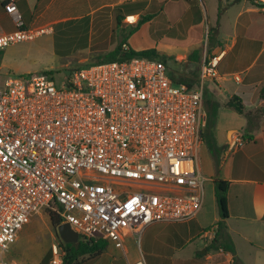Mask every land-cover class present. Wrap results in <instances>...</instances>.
Returning <instances> with one entry per match:
<instances>
[{
	"label": "built area",
	"instance_id": "2783aa9c",
	"mask_svg": "<svg viewBox=\"0 0 264 264\" xmlns=\"http://www.w3.org/2000/svg\"><path fill=\"white\" fill-rule=\"evenodd\" d=\"M4 9L16 27L0 30V48L52 31L25 27L12 0ZM219 58L202 57L194 87L143 55L95 61L60 85L45 72L0 79V264L42 210L79 239L104 238L119 248L126 232L139 239L154 223L195 218L204 202V83L218 77ZM244 141L243 133H229L232 149ZM52 252L50 264H62L60 248Z\"/></svg>",
	"mask_w": 264,
	"mask_h": 264
},
{
	"label": "crops",
	"instance_id": "0c3cea01",
	"mask_svg": "<svg viewBox=\"0 0 264 264\" xmlns=\"http://www.w3.org/2000/svg\"><path fill=\"white\" fill-rule=\"evenodd\" d=\"M12 1L18 8L24 26H34L39 22L40 25L52 24L58 26L63 34L83 38L84 44H89L95 55L81 59L82 61L104 58L112 50L109 45L113 42L115 28L121 30L116 36L118 44L125 37L126 30L136 21L135 18L149 12L152 13L151 18L126 39L129 47L131 38L146 24L150 25V36L161 33L158 38L154 37V48L175 60L186 61L188 55L198 49L201 43V39H189V32H194V29L200 31L202 25L198 18V0ZM140 1H145L143 8L138 7ZM5 2L6 0H0V30L8 32L15 29L16 25L4 9ZM123 3H129L134 9L124 12L119 9ZM235 4L239 6L232 9ZM261 4H264V0H227V3L220 0L215 8L216 13H220L219 19L216 17V25H205L208 29L215 28L210 54L219 55L220 58L217 64L218 77L213 82L221 89L219 92L223 98L217 100L219 106L212 129L216 153L212 150L213 146L208 147V138L202 142L203 151L212 163V168L205 173L199 164V172L205 182H211L214 197V178L229 181L226 194L228 216L224 219V224L238 260L234 261L232 253L221 248L206 249L212 236L205 228L212 226L214 231L220 215L218 212L212 221H207L201 214L202 208L189 221L177 224L154 223L145 228L140 237L139 252L134 257L127 258L125 264H131L140 258L146 264H264V5ZM159 12L172 16L169 27L151 26L152 19ZM180 12L187 24L185 29L181 23L182 17H178ZM119 16L122 17L117 23ZM125 17L129 22L128 19H132V23L125 22ZM165 33L173 37H168ZM236 74L240 75V81L235 80ZM228 75L230 76L227 77ZM227 78H232L235 82L232 89L224 87L223 82ZM235 93L243 97L246 111L251 113V117L247 120L244 115L237 113L241 117L238 129L231 128L223 134L219 128L221 113L227 114L226 110L230 108L225 107L224 103ZM232 131L247 136L241 146L233 149L229 143V133ZM23 227L18 232L17 239L24 237V233L29 231L26 226ZM183 237L186 241H183ZM197 237L202 239L200 244L191 245ZM16 240L5 252L7 264H30L21 260L20 251L18 252L21 246ZM134 241L135 237L126 232L123 234V248L116 247L113 242L111 246L109 242L105 250L109 247L118 251V254L121 251L128 255L129 245ZM143 246L147 257L142 251ZM54 248L53 244L51 251ZM104 251L96 259H87L81 264H123L121 260H117L121 254L119 258L113 255L109 261L99 260ZM41 259L36 264H41Z\"/></svg>",
	"mask_w": 264,
	"mask_h": 264
},
{
	"label": "rangeland",
	"instance_id": "374dc122",
	"mask_svg": "<svg viewBox=\"0 0 264 264\" xmlns=\"http://www.w3.org/2000/svg\"><path fill=\"white\" fill-rule=\"evenodd\" d=\"M218 1L220 3V0H198V3H200L198 8L199 10L198 18L201 20L202 25L200 31L194 29L193 30L194 32L191 33L189 32V39L191 38L192 39L194 38L195 40L201 39V43L198 46L201 57L212 56L210 54V46L213 41L211 39H208V27L205 25L206 24H211L213 26L216 25V17H218L217 19H219L220 17L219 11L217 14L215 10V8L218 7ZM223 3H227V0H223ZM238 6L236 5L232 9L237 8ZM181 13L182 12L178 14V17L179 16L182 17L181 23H183V29H185L187 24L185 22V18ZM171 17L172 16H170L169 13L167 15H164L162 12H159L152 19L153 21L151 26L154 28L157 27L158 25L169 27L171 24L170 23V19H172ZM128 20H130V22L132 23L131 21L132 19L129 18ZM135 20L137 19L135 18ZM125 22H128L126 20V17H125ZM135 22L136 21H134L132 24H135ZM37 25L44 27L50 26L52 28V31L50 30L41 33L35 38L30 40L21 41L0 48V79H2L7 75L25 76L34 73L45 72L53 77L56 85H60L64 77L70 74L72 70L85 66L87 64H91L95 61H107L103 57H101V59L99 60L82 61L81 59L90 58L95 55L94 52L90 50L89 44H84L85 41H83L84 40L83 38L72 36V34L71 35L63 34L58 26L52 24L40 25L39 22V24H35L34 26L28 25L25 27H36ZM149 26L150 25L146 24L144 27L140 29V31L135 36L131 38L130 41L131 47H133L134 49L154 47L153 46L154 41L156 38H158L161 35V33L155 35L154 37L156 38L154 39L152 35L151 36L149 35V28H150ZM120 31H121L120 28L119 29L115 28L113 42L111 45H109L110 49H113L116 46L117 44L116 36L118 33H120ZM165 35L171 38L173 37L166 33ZM167 53L169 52L167 51ZM166 63L168 64V67L170 68L171 71H175L178 76H182L184 78L196 79V77H198L200 72V62L194 63V62H190L189 60L179 61L173 58H168L166 59ZM229 76L230 75H228L227 77ZM234 83L235 82L232 78L231 79L227 78V81L225 83L223 82L224 87H227V89H232L234 87ZM219 90L221 89L218 88V86L216 85V83L213 82V80L205 81L204 90H203L204 91L203 93L204 123H203L202 131L205 137H207L208 135V140H206V143L208 144L209 148L211 146L214 147L212 148V150L215 153H216L215 143L211 133L212 129L211 130L210 128L206 129V125H207L206 111L209 106V101H208L209 99L213 98L214 100H218L223 98V95L219 92ZM226 112L227 114L221 113V118L219 123V128L223 134H225L227 130L231 128L238 129V125L241 122V117L238 116L237 112H235L232 109H227ZM203 147H204L203 144L199 146L198 163L201 165L202 169L206 173L209 172L210 168H212L211 167L212 163L205 155V151H203ZM211 188H212L211 182L204 181V202H203V206H202L203 209L201 214L204 215L207 221H212L214 215L215 214L217 215L219 212V208ZM50 214H53V212L42 210L41 212L33 215L30 221L24 225V227L26 226L25 228L29 229V231L24 233V237L22 238L18 237V239L16 240V242H18V244H20L21 246L18 252L20 251V258L22 261L29 262L30 264H36L37 262L40 261L41 258H43L44 254H46L48 251L52 249L53 244L55 247H57V243L60 242L61 239L57 232V225L51 222ZM171 224H177V223H171ZM212 228L213 227L210 226V228L207 231H210L211 233L213 231ZM151 239H153V237ZM201 240H202L201 238L197 237V239H195L191 245L200 244ZM140 241L141 238L135 239V241L129 245L130 250L128 255L120 251L121 254L120 258L118 257L120 256V254H118V251L115 252L113 249H110L108 247L107 250L104 251L105 252L104 255H102V257H100L99 260H102L103 262L109 261L112 260L114 255L116 258H119L117 260H121L120 262H123V264H125L127 262V258H129L130 256L134 257L136 253L139 252ZM183 241H186L185 237H183ZM109 245L113 246L111 242L109 243ZM142 251L146 256L147 253L144 249V246L142 247ZM91 260L92 259L87 261H91Z\"/></svg>",
	"mask_w": 264,
	"mask_h": 264
},
{
	"label": "trees",
	"instance_id": "16d2710c",
	"mask_svg": "<svg viewBox=\"0 0 264 264\" xmlns=\"http://www.w3.org/2000/svg\"><path fill=\"white\" fill-rule=\"evenodd\" d=\"M8 1L9 0H6V2ZM144 5H145V1H140L138 7L143 8ZM119 9L121 10L123 9V11L127 13L132 11L134 8L129 6V3H123L119 6ZM151 16H152L151 12L147 14H140L135 24H133L131 27H129L126 30L125 37L117 44V46L114 49H112L105 55L104 59L122 60V59L130 58L134 55L147 56L163 62L167 68V73L169 77L174 82L185 83L189 87L196 86L198 84V77H196V79L184 78L182 76H178L175 71L170 70L168 64L166 63V59L171 57L167 56L165 53L158 51L154 47L141 49V50H134L126 44V39L134 32H136L144 22L148 21L151 18ZM121 17L120 16L118 17L117 23L120 21ZM213 30L214 28L208 29V39L211 40L213 39V34H212ZM123 44H126L128 46L127 50L123 49L122 47ZM200 59L202 60V57L198 49H194L187 57V60H189L190 62H194V63L200 62L201 65ZM262 90L264 91V86L262 87ZM208 101H209V106L206 111V115H207L206 129L210 128L211 130L214 127L219 103L217 100H214L213 98L209 99ZM224 105L225 107L230 108L241 115H244L247 118V120L251 117V113L246 111L244 99L240 94L235 93L231 95L225 101ZM243 137L246 140L247 136L245 134H243ZM207 138L208 135L207 137H205L202 131L203 141L206 140ZM214 184H215V198L219 208L220 219L216 222L214 235L210 241V244L206 246V249L208 250L210 248H221L225 251H229L230 253H232L234 257V261H237L238 257L236 255L235 247L230 237L227 235L225 231V224H224V219L228 216L226 194L229 186V181L215 177ZM50 219L51 222L55 225H58L60 223V218L56 213L50 214ZM209 228L210 226L205 228V231H207ZM109 242H110L109 240L104 238H90L86 240L78 239V241L76 242H64L60 240V242L58 243V247L62 252V264H81L87 259L97 258L106 249ZM51 256H52V251L50 250L43 256L41 260V264H48V262L51 259Z\"/></svg>",
	"mask_w": 264,
	"mask_h": 264
},
{
	"label": "water",
	"instance_id": "95a60500",
	"mask_svg": "<svg viewBox=\"0 0 264 264\" xmlns=\"http://www.w3.org/2000/svg\"><path fill=\"white\" fill-rule=\"evenodd\" d=\"M57 232L60 239L64 242H76L79 239L78 234L70 227L69 223L58 224Z\"/></svg>",
	"mask_w": 264,
	"mask_h": 264
},
{
	"label": "bare ground",
	"instance_id": "6f19581e",
	"mask_svg": "<svg viewBox=\"0 0 264 264\" xmlns=\"http://www.w3.org/2000/svg\"><path fill=\"white\" fill-rule=\"evenodd\" d=\"M132 18V17H131Z\"/></svg>",
	"mask_w": 264,
	"mask_h": 264
}]
</instances>
